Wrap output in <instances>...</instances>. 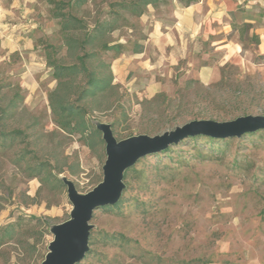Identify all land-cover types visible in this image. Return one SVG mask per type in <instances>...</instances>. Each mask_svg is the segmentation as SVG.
<instances>
[{"label": "rangeland", "instance_id": "rangeland-1", "mask_svg": "<svg viewBox=\"0 0 264 264\" xmlns=\"http://www.w3.org/2000/svg\"><path fill=\"white\" fill-rule=\"evenodd\" d=\"M52 1L61 0L35 2L42 26L37 40L44 57L48 46L63 45ZM87 1L78 16L94 24L97 17L104 18L110 3L121 0ZM233 1L238 5L229 15L231 27L229 19L226 24L211 23L209 30L215 35L186 48L178 65H159L150 49L153 65L135 61L122 70L112 61L114 53L109 54L106 59L112 63L120 95L110 110L96 111L92 118L104 123L117 120L116 137L122 140L161 135L194 120L223 123L239 116H264V0ZM168 11L165 5L159 14ZM122 14L129 27L112 36L131 50L135 42H145L149 27L143 17ZM223 45L235 46L239 53L228 56ZM61 52L65 57L64 48ZM2 56L0 48V81L22 87V68L16 63L11 66ZM212 66L219 67V75L205 84L199 74ZM38 72L40 89L29 97L22 87L28 112L20 113L11 126L26 127L37 160L52 159L65 167L61 176L75 182L79 193H87L103 178L105 143L92 151L81 138L59 131L48 96L57 86L53 70ZM125 182L122 207L98 209L91 224L100 240L104 233H117L130 241L111 246L98 243L80 264H264V131L213 146L204 138L183 141L166 154L140 160ZM0 184L5 186L0 226L21 220L22 230L35 233V238L24 237L23 245L1 248L0 264H41L52 241L50 226L70 217L67 187L39 192V179L28 178L8 158L0 159ZM34 243L38 244L32 252L28 245Z\"/></svg>", "mask_w": 264, "mask_h": 264}, {"label": "trees", "instance_id": "trees-1", "mask_svg": "<svg viewBox=\"0 0 264 264\" xmlns=\"http://www.w3.org/2000/svg\"><path fill=\"white\" fill-rule=\"evenodd\" d=\"M170 1L121 0L110 3L108 9L103 10L104 18L97 17L93 21L94 24L87 23L78 16V10L88 3L87 0L52 1L55 9L53 16L59 21L63 45L62 47L48 46L45 50V57L47 67L53 70V78L57 82L56 89L49 92L48 96L54 117L53 122L61 133L69 137L81 138L82 142L92 151L97 148L102 149L104 142L96 127L91 124L92 116L96 111L107 112L110 110L120 95L121 89L120 85L115 83L112 63L106 58L109 54L114 53L112 61H115L127 53L134 54L144 51V45L141 42H135L133 48L128 50L126 43L113 40V33L122 27H129L130 23L123 17L122 13L124 12L132 18H141L147 13L149 6L158 9ZM179 1L185 6H191L192 3L197 2V0ZM121 20L124 22L123 24H120ZM233 27L235 28V25ZM144 40L146 38L142 39V41ZM63 48L66 52L65 57H61ZM191 83L193 82H189V84ZM25 100V90L21 85L4 84L0 81V159L8 158L15 167L23 168L28 178H38L41 183L39 192L63 190L65 186L60 181L59 176L65 173L66 168L53 164L52 159L37 160L38 156L32 147L33 141L28 129L11 126V123L20 113L28 112L24 106ZM111 124L116 137V126L119 123L116 120ZM200 138L206 139L208 145L211 146L214 143L224 141V139L218 140L204 136H196L186 140L194 141ZM171 147L156 155L170 152ZM213 150L217 151L216 148ZM12 155H14V159H12ZM127 174L128 172L125 178ZM4 187V184H0V211L5 207ZM124 202L125 198L117 205L103 209L108 211L119 209ZM95 216L96 212L94 218ZM23 227L21 220L0 226V249L13 243L23 245L25 241L23 242L22 239L24 237L27 239L35 238L32 229L22 230ZM39 236L42 238L44 233H39ZM102 239H98L91 233V247L98 243L111 246L112 244L130 241L126 236L117 233H104ZM37 244H29L30 251L34 252Z\"/></svg>", "mask_w": 264, "mask_h": 264}, {"label": "crops", "instance_id": "crops-1", "mask_svg": "<svg viewBox=\"0 0 264 264\" xmlns=\"http://www.w3.org/2000/svg\"><path fill=\"white\" fill-rule=\"evenodd\" d=\"M36 0H0V48L4 51L1 59H7L13 66L22 68L19 74L22 87L29 97L34 96L40 89L36 76L47 73L46 59L37 40V34L42 29L36 11ZM237 3L233 0H199L191 6H185L179 0H171L167 6L168 12L159 14L160 8L149 6L141 18L149 27L147 39L143 42L144 51L122 55L115 63L124 70L126 64L134 66L135 61L146 64L151 62V51L154 50L155 62L173 66L187 54L186 48L196 45L200 39L215 35L209 30L211 23H228L229 15L234 12ZM37 13V14H36ZM167 13V14H166ZM197 41V42H196ZM214 45H216L217 41ZM226 47L228 56L239 53L235 46ZM233 54V55H232ZM213 67V66H212ZM201 70L199 77L207 84L219 75V67Z\"/></svg>", "mask_w": 264, "mask_h": 264}, {"label": "water", "instance_id": "water-1", "mask_svg": "<svg viewBox=\"0 0 264 264\" xmlns=\"http://www.w3.org/2000/svg\"><path fill=\"white\" fill-rule=\"evenodd\" d=\"M91 124L101 134L105 143L106 161L103 178L87 193H79L75 182L67 176H59L67 187V197L72 205L67 221L50 226L52 241L41 264H80L87 257L91 245L90 236L95 225L91 222L98 209L117 205L127 188L124 180L128 171L147 157L165 152L181 141L204 136L218 140L242 138L264 131V116H239L236 120L223 123L215 120H194L175 130L161 135L139 134L122 140L114 135L111 123L93 118Z\"/></svg>", "mask_w": 264, "mask_h": 264}]
</instances>
